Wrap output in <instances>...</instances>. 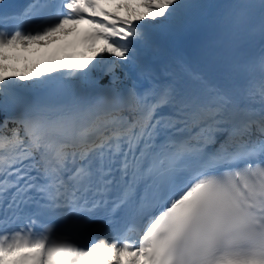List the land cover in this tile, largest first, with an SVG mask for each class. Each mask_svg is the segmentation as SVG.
<instances>
[{
  "label": "snow or ice",
  "instance_id": "snow-or-ice-1",
  "mask_svg": "<svg viewBox=\"0 0 264 264\" xmlns=\"http://www.w3.org/2000/svg\"><path fill=\"white\" fill-rule=\"evenodd\" d=\"M0 264H264V0L0 13Z\"/></svg>",
  "mask_w": 264,
  "mask_h": 264
},
{
  "label": "bare ground",
  "instance_id": "bare-ground-1",
  "mask_svg": "<svg viewBox=\"0 0 264 264\" xmlns=\"http://www.w3.org/2000/svg\"><path fill=\"white\" fill-rule=\"evenodd\" d=\"M216 2L226 3V2H229V0H216ZM79 27L83 29L84 28V25H80ZM76 40H77V37L75 35L69 36V37L61 40L58 44L52 45L49 48H43V49H41L42 51H40L39 53L45 54L48 51H50L52 48H58V47H61V50H60V52H61L63 50V47L71 46L72 43L74 41H76ZM196 42H197V38L195 36L185 37L182 40H179V41L175 42L171 46L172 54L173 55H184V56H186V57H188L190 59L195 60V47H196ZM61 53H62L63 56H65V52L64 51H62ZM22 65H24V64H22Z\"/></svg>",
  "mask_w": 264,
  "mask_h": 264
},
{
  "label": "rangeland",
  "instance_id": "rangeland-1",
  "mask_svg": "<svg viewBox=\"0 0 264 264\" xmlns=\"http://www.w3.org/2000/svg\"><path fill=\"white\" fill-rule=\"evenodd\" d=\"M59 49V50H58ZM61 50V47H58V48H52L50 51H48L47 53L45 54H41L39 53L40 51H42L41 49H35V48H32V49H29L28 51H24L23 49H17L15 51L18 52V54L21 56V57H25L27 56L28 57V61L27 63H43L46 59L50 58V57H53V56H59L61 58H63L64 56L62 55V51L65 52V55L68 54V53H71L74 49L71 47V46H66V47H63V50L60 52ZM76 51H82V47L81 48H77L75 49ZM38 51V52H37ZM38 54V55H37ZM47 54V55H46ZM60 54V55H59ZM23 61V62H22ZM22 62V63H21ZM13 63L16 64L17 67L19 68H23L24 65L22 64H25L26 61L22 58L20 59L18 62L16 61H13ZM108 79V78H107Z\"/></svg>",
  "mask_w": 264,
  "mask_h": 264
},
{
  "label": "trees",
  "instance_id": "trees-1",
  "mask_svg": "<svg viewBox=\"0 0 264 264\" xmlns=\"http://www.w3.org/2000/svg\"><path fill=\"white\" fill-rule=\"evenodd\" d=\"M103 83H107V78L104 79Z\"/></svg>",
  "mask_w": 264,
  "mask_h": 264
}]
</instances>
